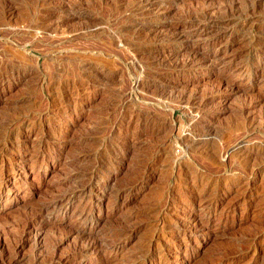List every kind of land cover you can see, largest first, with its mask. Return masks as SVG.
Wrapping results in <instances>:
<instances>
[{
  "label": "rangeland",
  "instance_id": "obj_1",
  "mask_svg": "<svg viewBox=\"0 0 264 264\" xmlns=\"http://www.w3.org/2000/svg\"><path fill=\"white\" fill-rule=\"evenodd\" d=\"M0 264H264V0H0Z\"/></svg>",
  "mask_w": 264,
  "mask_h": 264
},
{
  "label": "bare ground",
  "instance_id": "obj_2",
  "mask_svg": "<svg viewBox=\"0 0 264 264\" xmlns=\"http://www.w3.org/2000/svg\"><path fill=\"white\" fill-rule=\"evenodd\" d=\"M256 1V0H255ZM146 2H147V4H152V3H159V2H164V0H146ZM236 2V1H235ZM262 2V1H261ZM259 3V2H258ZM255 5H257V4H255ZM235 6V5H234ZM233 6V7H234ZM253 6V5H252ZM254 7V6H253ZM253 7H252V9H253ZM249 11V10H248ZM239 12V11H238ZM248 13V12H247ZM239 15V14H238ZM196 16V15H195ZM203 18V17H202ZM211 22V21H210ZM220 23V22H219ZM212 24V23H211ZM214 24H216V23H214ZM188 25H190V26H192L191 28L194 30V32H198L197 34H201V33H203L204 32V30H205V28H207V24L206 25H204V26H201V24H198L197 22H191L190 24H188ZM189 26V27H190ZM217 26V25H216ZM190 28V29H191ZM185 32V31H184ZM174 34H176V37H180V36H182V31H176V33H175V31H174ZM217 34V33H216ZM172 35V34H171ZM212 35V34H211ZM206 39V38H205ZM211 39V38H210ZM206 43H211V41L209 42V41H207ZM213 43H215V42H213ZM160 47V46H159ZM196 48H195V50H193L191 53H189V55L188 56H186V57H183V58H180L181 60H183L184 62H186V63H202V62H205L206 60H208L209 58H210V56H212V57H216V55L218 54L217 53V50H215L214 52H210V49H207L206 48V46H203V43H198V44H196V46H195ZM216 49H218V48H216ZM175 55V54H174ZM177 55V54H176ZM151 56H153V55H151ZM155 56V55H154ZM179 56V55H178ZM155 57H157V56H155ZM159 58H160V60L161 61H165V60H169V59H172V56L169 54V53H161L160 54V56H159ZM175 59H177V57L175 58ZM159 60V61H160ZM178 60V59H177ZM171 62V61H170ZM172 62H173V60H172ZM182 62V61H181ZM160 63V62H159ZM168 63H169V61H168ZM167 63V64H168ZM176 63V62H175ZM166 64V63H165ZM164 64V65H165ZM174 64V63H173ZM211 64V63H210ZM178 65V64H177ZM180 65H182V64H180ZM202 65V64H201ZM194 66V65H193ZM203 66V65H202ZM88 183V182H87ZM77 187V186H76ZM74 190V189H73ZM107 194V193H106ZM69 202V201H68ZM57 209V208H56ZM61 209V208H60ZM41 210V209H40ZM48 210V209H47ZM42 211V210H41ZM38 215H40V214H38ZM42 216V215H41ZM35 218L37 219V216H35ZM34 219V218H33ZM34 222V221H33ZM39 222V221H38ZM29 225V224H28ZM34 235V234H33ZM37 236H38V231H37V233H36V238L35 239H37ZM35 237V236H34Z\"/></svg>",
  "mask_w": 264,
  "mask_h": 264
}]
</instances>
